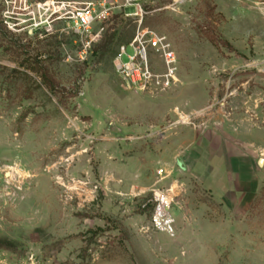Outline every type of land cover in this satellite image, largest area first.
<instances>
[{
	"label": "rangeland",
	"instance_id": "rangeland-1",
	"mask_svg": "<svg viewBox=\"0 0 264 264\" xmlns=\"http://www.w3.org/2000/svg\"><path fill=\"white\" fill-rule=\"evenodd\" d=\"M54 1L87 49L0 0V264H264V0Z\"/></svg>",
	"mask_w": 264,
	"mask_h": 264
},
{
	"label": "built area",
	"instance_id": "built-area-1",
	"mask_svg": "<svg viewBox=\"0 0 264 264\" xmlns=\"http://www.w3.org/2000/svg\"><path fill=\"white\" fill-rule=\"evenodd\" d=\"M48 2L44 4H37L39 10L48 8V14L44 23L48 25V22H69L72 25L71 32L74 36L80 37L86 42V49L94 41L92 34L89 31V27L93 22V16L91 10L88 7H69L67 2L62 1L55 2L52 0L51 6H48ZM50 7L52 9H50ZM67 8H70L68 12ZM142 17V15L140 16ZM43 20H33L32 26L34 29H38L42 25ZM142 20L138 21L139 26L141 25ZM41 24V25H40ZM146 33L138 34L133 41L129 44L119 48L117 55L114 60V68L116 73L122 77L124 80L130 81L132 85H136L137 82L141 80V77L146 80L149 76L147 68V57H146V46H151L152 48L163 49V59L168 63H174V56L167 49V46L164 44V38L159 37L153 33H150L148 41H144V35ZM127 48L132 49V54L127 53ZM126 57V61L123 58ZM170 75L172 72L170 71Z\"/></svg>",
	"mask_w": 264,
	"mask_h": 264
},
{
	"label": "water",
	"instance_id": "water-1",
	"mask_svg": "<svg viewBox=\"0 0 264 264\" xmlns=\"http://www.w3.org/2000/svg\"><path fill=\"white\" fill-rule=\"evenodd\" d=\"M177 164L180 166L181 169H184V166L181 164V161L178 160ZM259 165L261 166V161L259 162Z\"/></svg>",
	"mask_w": 264,
	"mask_h": 264
},
{
	"label": "bare ground",
	"instance_id": "bare-ground-1",
	"mask_svg": "<svg viewBox=\"0 0 264 264\" xmlns=\"http://www.w3.org/2000/svg\"><path fill=\"white\" fill-rule=\"evenodd\" d=\"M7 177H10L9 175H7Z\"/></svg>",
	"mask_w": 264,
	"mask_h": 264
},
{
	"label": "trees",
	"instance_id": "trees-1",
	"mask_svg": "<svg viewBox=\"0 0 264 264\" xmlns=\"http://www.w3.org/2000/svg\"><path fill=\"white\" fill-rule=\"evenodd\" d=\"M129 44V43H128Z\"/></svg>",
	"mask_w": 264,
	"mask_h": 264
}]
</instances>
